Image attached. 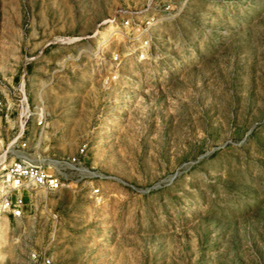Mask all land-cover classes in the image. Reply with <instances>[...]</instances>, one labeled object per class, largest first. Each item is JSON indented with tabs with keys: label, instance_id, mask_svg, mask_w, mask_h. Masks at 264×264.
<instances>
[{
	"label": "rangeland",
	"instance_id": "obj_1",
	"mask_svg": "<svg viewBox=\"0 0 264 264\" xmlns=\"http://www.w3.org/2000/svg\"><path fill=\"white\" fill-rule=\"evenodd\" d=\"M20 92L35 159L111 178L0 212V264H264V0H0V180Z\"/></svg>",
	"mask_w": 264,
	"mask_h": 264
},
{
	"label": "built area",
	"instance_id": "obj_2",
	"mask_svg": "<svg viewBox=\"0 0 264 264\" xmlns=\"http://www.w3.org/2000/svg\"><path fill=\"white\" fill-rule=\"evenodd\" d=\"M122 11V10H121ZM123 27L134 28L138 31V25L132 27V23L128 17L121 19ZM148 47V36H143L139 43V49L136 52L137 60L147 58L146 48ZM117 56L112 57V62H117ZM116 75L112 74L105 77L104 81L115 79ZM18 122L19 132L12 141V149L10 150L11 158L8 161L3 178L0 180V212L10 215L12 218H21L26 212L25 197L33 189H39L46 192H52L60 189L65 184L69 183L66 170L72 172H82L91 177L99 179H109L110 176L101 172L92 170L83 165V158L86 153V143L81 142L74 154L69 156H60L50 161V164H45L42 159H35L29 152L30 145L27 139L23 137L24 125L31 115H34V132L37 135L43 131L45 126L44 116L41 111L30 112L26 97L23 92H20L18 98ZM36 143L33 148L36 147ZM90 196L98 200L100 198L99 187L91 186L89 190ZM54 217V215H52ZM30 257L33 261L38 258L40 264H50V260L45 256L44 251L32 252Z\"/></svg>",
	"mask_w": 264,
	"mask_h": 264
}]
</instances>
